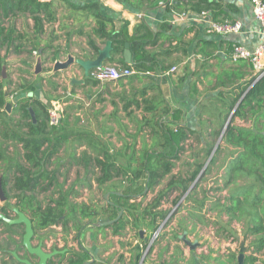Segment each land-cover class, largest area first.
<instances>
[{
	"label": "rangeland",
	"instance_id": "1",
	"mask_svg": "<svg viewBox=\"0 0 264 264\" xmlns=\"http://www.w3.org/2000/svg\"><path fill=\"white\" fill-rule=\"evenodd\" d=\"M73 1L82 3V1ZM52 8L57 13L59 20L54 25L47 24L45 26L46 33L40 35L39 40L41 41H38L37 44V46L41 45L39 49L31 48L29 36L23 40L22 51L19 53L14 52L11 45L0 48V80L2 89L13 101L11 110L15 107L18 99L28 94L43 101L49 100V108L57 113L56 123L51 126H54L55 135L65 137L54 162L48 164V169H56L58 183L50 186L45 192L38 193V200L42 205H45L51 198L57 199L64 193L68 201L86 204L87 212L91 217L77 219V226L70 221L65 228L57 225L45 230L35 232L33 230L31 245L36 246L34 244L40 241L42 250L46 253H51L49 251L53 248L62 249L63 254L52 259L55 264H75L68 262L69 257H76L74 253L79 255L80 263L85 261L82 264H134V254L139 251L140 258L136 261L137 264L142 257H144L145 263L151 264L152 251L149 252L151 249L162 250L167 248L168 244L173 247L181 245L188 248L182 239L174 238L177 232L180 234L184 231L188 240L195 241L194 250H199L201 256L210 253L211 250L224 249L225 252L229 246L224 244L223 247L220 246L225 241L227 244L232 243L235 251L243 253L245 256L246 249H248V256H257L258 260L254 264H264V255L254 254L252 238L244 235L242 222L230 219L218 206L212 207L218 199L222 201L227 195L226 188L221 191L216 190L223 183L219 177L223 171L221 168L219 169L218 165L213 167L211 173L204 175L199 180V185L194 195L192 194L196 200H202V197L206 196V202L202 208L188 200L189 189L182 192L181 188H171L168 196L161 198V205L154 211L151 209L150 204L157 198L160 190L168 189L166 185L171 178L178 180L186 177L193 169V165L188 166L192 162L190 154L201 149L204 142H199L196 135H193L182 143L177 158H170L171 163L174 164L172 171L156 187H147L144 178H136L135 173L140 169L144 152L164 149L162 130L157 127L156 121L159 120L161 124L171 127L170 116L164 115L163 110L168 109L169 112H172L177 105L173 106L164 102L161 94H158L157 91L144 97V99L152 100V103L144 102L143 98L136 99L142 81L141 78L137 79L138 81L135 80L134 77H137L138 74H135L133 68H131L133 74L127 77L126 82L120 79L115 85L110 80L101 82L98 80L94 83L96 80H93L94 77L90 74V78L87 79L90 86L81 88L71 83L72 79L84 76L83 69L77 63H73L68 69L53 71L54 62L56 60L64 61L68 54L74 56L75 59H94L97 53L93 54L88 45V40L91 39L89 34L92 35L93 30L91 18H86L85 14L76 15L66 1L53 0ZM9 22L19 32H31L32 23L27 14L11 17ZM114 25L116 27V23ZM80 29L82 34L77 32ZM70 32L72 34L67 40V34ZM55 37L59 38L55 39ZM95 40L97 43L98 39L95 38ZM48 42L51 46L44 51L43 47ZM103 47L104 45L101 48ZM57 56L58 58L55 59ZM37 61L40 68L38 72L35 71ZM113 64L115 63L104 62V65ZM173 66L178 70L176 65L171 67ZM176 69L175 71H177ZM102 85L105 86V89L102 88ZM89 95L94 96L93 100L88 103L87 107L82 106L87 102ZM132 99L139 102V106ZM215 99L214 97L208 101L211 106H219L218 103H215ZM129 101L132 102L128 103ZM201 101L199 119L203 124L199 127L202 128V131H206L204 128L210 123V118L208 115L206 116L208 110L202 105L207 102V99ZM150 106H155L156 109L145 110ZM12 116L14 117L13 122L20 117L16 113ZM223 118L225 121L227 120V118ZM211 119L214 120L213 126L216 125L214 117ZM209 139L215 140L211 137ZM20 147V144L15 141H6L5 148H1L4 160H0V177L7 176L6 188L9 198L0 201V206H5L7 209L5 214H0L10 220L17 217V209L14 206L16 192L11 189L12 169H9V165L11 164L10 159L21 153ZM100 147L103 148L108 159L117 165L128 166L126 174L123 173L103 183L98 182L97 178L102 172L95 165L94 158L96 150ZM84 152L91 157L87 165L82 161H77L81 153ZM200 158L208 164L207 157L203 159V156L200 155ZM192 184L193 182L188 188ZM105 195H108L107 199H105ZM177 197L178 200L173 203L172 200ZM108 201L122 207L119 209L121 211L119 218L113 226L112 224L99 225V222L105 219L117 217L116 209L110 206ZM195 207L196 213L191 212ZM144 209L152 212L144 216ZM161 209L168 211L167 219L165 217L167 223L172 221L174 223L167 227V224L163 223L165 219L155 218L162 226L159 229L158 237L152 239L154 230L148 222L153 218L154 212ZM7 223L12 224V222ZM135 224L139 229L145 228L143 234L146 241L143 246H139L140 238L138 229L134 228ZM15 230L17 235L13 236L14 234L5 232L4 226L0 227V243L8 244L7 239L11 237L23 245V228L18 227ZM149 243L151 246L147 248ZM84 248L88 249L89 253L83 251ZM25 249V247L19 250L15 248V252H20L19 258L23 259L26 253ZM6 261L7 255L4 253L0 257V264ZM13 261H10V264ZM236 261L233 260L232 264H236ZM37 263L38 261L35 260L34 264Z\"/></svg>",
	"mask_w": 264,
	"mask_h": 264
},
{
	"label": "trees",
	"instance_id": "2",
	"mask_svg": "<svg viewBox=\"0 0 264 264\" xmlns=\"http://www.w3.org/2000/svg\"><path fill=\"white\" fill-rule=\"evenodd\" d=\"M53 0H0V48L11 45L14 52H21L24 44L23 40L29 36V44L32 49H39L40 35L46 33V25L58 21L57 13L52 8ZM66 1L73 12L85 14L86 18H91L93 24L92 35L88 40V45L93 54L98 53L100 47L95 42L97 38L100 44L111 41L110 57L106 60L110 63L119 64L122 67L133 68L135 74L141 72H155V70L165 69L155 60L146 49V46L155 43V39L160 31L153 32L148 24L141 20L135 27L132 34H129L128 22L118 19L121 25L116 28L114 17L102 10L99 0H73ZM123 3L135 11L149 10L163 6L165 10L172 8L181 12L200 13L208 11L212 20H219L217 16L225 13L221 0H116ZM27 14L31 20V32H19L16 27L9 22L11 17ZM226 14V13H225ZM82 16V15H81ZM75 17V16H74ZM166 24L162 23L161 28L165 29ZM79 29V28H78ZM77 30V29H76ZM79 34L83 32L77 31ZM72 32L68 33L67 40ZM59 37H55L58 39ZM32 40V41H31ZM53 38L51 39V41ZM131 52L133 63L127 64L121 58L125 44ZM50 42L45 43L43 50L50 48ZM115 55H119L115 61ZM55 57V59H57ZM232 62V61H231ZM161 67V68H160ZM252 63L248 59L232 62L227 67H223L216 75L214 89H219L215 96V103L218 107L208 108L207 115L210 123L206 131L202 128L188 127L185 121V114L182 108L176 107L172 112L164 109V115L170 118L171 127L156 121L157 127L162 130L164 149L144 152V159L141 161L140 169L135 173L136 178H144L147 187H156L161 180L172 171L174 166L171 159H176L181 148V144L196 135L197 140L204 142L203 147L193 154H190L192 162L188 165L193 169L186 177L178 180L171 178L167 183V190H160L159 195L150 204L154 211L161 205V198H164L172 188H181L182 192L189 191L188 196L191 203H196L202 208L206 202V196L202 200H196L192 196L199 185V180L211 173L213 167L219 166L223 173L219 176L222 186L216 190L221 191L226 188L227 195L221 201L218 199L212 207H219L223 213L242 222L244 235L252 238L254 254L264 255V74L257 77ZM121 79V78H120ZM96 80L94 83H96ZM111 81V80H110ZM86 82L89 80L86 79ZM140 93L144 95V91ZM133 100V99H132ZM146 103H152L150 99H144ZM134 101V100H133ZM50 101H43L40 98L28 94L21 97L15 103V107L8 113L5 109V95L0 80V160H4L1 148H5L6 141H15L20 144L21 153L10 159L9 169H12L11 189L16 192L14 206L18 211L23 212L31 221L35 231L45 230L59 223L65 228L73 221L77 226V219L88 214V206L84 203H74L67 200L66 194L62 193L57 199L51 198L45 205L38 200L37 194L45 192L50 186L57 185L56 169H48V164L54 162L65 137L55 135L54 126L49 124ZM132 101H129L130 103ZM137 106L139 102L134 101ZM205 106V105H204ZM29 107L34 112V121L30 114ZM203 107V105H202ZM155 106L146 107L145 110H155ZM216 111V113H214ZM232 112L230 115H228ZM19 114V119L14 120L12 114ZM3 115V116H2ZM211 117L218 119V125L213 126ZM225 119L229 117L227 124ZM221 119V120H220ZM169 120V119H168ZM237 120L240 122L237 123ZM200 121V120H199ZM148 122V120H147ZM168 122V121H167ZM208 122V121H207ZM203 122L200 121V125ZM156 132V131H155ZM202 132V133H201ZM221 135L219 142L216 139ZM215 140H210L209 138ZM217 143V144H216ZM101 154L104 156L101 157ZM200 155L207 157L208 164L201 160ZM156 157L153 161L152 159ZM91 159L88 153H81L77 161H82L85 165ZM94 162L100 169L101 175L97 178L99 183H103L126 174L128 166H120L108 159L103 148L96 150ZM132 180V179H131ZM193 182L192 186L188 188ZM7 176L1 177V184L5 195V200L9 198L7 193ZM178 200L174 198L173 203ZM191 212L196 213V207ZM0 212L6 213L5 206H0ZM152 211L143 210V215L150 214ZM168 211H155L149 224L155 231L159 226L160 220L165 219ZM168 221L166 220L165 224ZM114 223L112 224V226ZM6 228V233L17 235L15 228H23L24 223L9 224L0 218V227ZM135 229H139L134 225ZM116 231V230H115ZM138 232V230H137ZM159 235V234H158ZM18 250L23 248L22 243H18L11 237L8 238ZM146 241V239H145ZM7 243H0V250L5 249ZM140 258V252L136 254L135 263ZM251 264L258 260L255 255H249L243 260ZM80 261V260H79ZM78 261V262H79ZM72 262V261H71ZM70 262V263H71Z\"/></svg>",
	"mask_w": 264,
	"mask_h": 264
},
{
	"label": "crops",
	"instance_id": "3",
	"mask_svg": "<svg viewBox=\"0 0 264 264\" xmlns=\"http://www.w3.org/2000/svg\"><path fill=\"white\" fill-rule=\"evenodd\" d=\"M99 2L102 5V10L114 17L116 28L121 23L118 19H124L128 22L127 29L129 34H132L140 21L144 20L153 32L160 31L155 39V43H149L146 49L155 56L157 63L159 62L165 66V69L162 71L161 69L155 70V72H141L138 73L137 77H134L136 78L135 80L141 78L142 81L140 82L141 87L137 91L136 99L141 100L157 91L158 94H161L164 102L182 108L185 114L184 123L191 128H198L200 126L201 100L207 99V102L203 103V108L208 110L211 105L208 101L214 98L219 91L217 88L214 89L216 75L220 73L223 67L232 64L227 57V52L231 48L232 43L238 42L252 49L261 41L258 22L253 16L248 0H221L226 14L223 13L217 16V19H238L242 23V31L239 34L229 35L207 32L206 27L211 19L198 13L189 12L186 17H180L179 13L181 11H177L174 8L168 11L163 6H160L149 10L135 11L116 0H99ZM162 23L166 24L165 29L161 28ZM97 45L101 48L104 44H100L98 40ZM118 58L119 55H115V61ZM121 58L123 59V53L121 54ZM105 62L110 63L108 61ZM172 65L178 67L175 74L174 71L169 72ZM90 74L85 76L83 73L84 76L82 78H76L78 80L83 79V83L74 82L73 84L80 88L89 87L90 83L86 82V79L90 78ZM121 79L124 82L127 81V77ZM143 79L146 80L144 81ZM93 80L96 79L93 78ZM116 82L117 80L111 83L115 85ZM102 88L105 89V86L102 85ZM141 90L144 91V95L140 93ZM93 97L89 95L87 102L83 103L82 106L87 107L88 103L93 100ZM228 120H226L225 124ZM215 122L218 125V119ZM173 223V221L166 223V226L170 227ZM140 230H142V235L140 234ZM144 231L145 228L143 227L138 229L139 246L145 244L146 237L143 234ZM184 233V231L180 234L177 232L174 238L177 240L182 239L188 248H184L181 245L173 247L168 244V247L162 250L151 249L149 251H152L151 264H232L233 260H237L236 264H238L239 258L242 257L244 260L249 254L248 249H246L247 254L245 256L243 253L235 251L232 243L227 244L224 241L220 246L223 247V244L229 246V249H226L225 252L224 249L219 251L211 250L210 253L208 252L201 256L199 255V250H194L196 247V245H193L195 241L191 242V240H188ZM174 238L172 239L175 240ZM4 253L7 255V261L3 264H10V261L13 260L14 263L11 262V264H24L18 257L20 252H15V246L9 240L8 246L0 250V257ZM137 253L134 254L135 257ZM142 258L141 264H147L144 261V257ZM245 263L251 264L248 260Z\"/></svg>",
	"mask_w": 264,
	"mask_h": 264
},
{
	"label": "built area",
	"instance_id": "4",
	"mask_svg": "<svg viewBox=\"0 0 264 264\" xmlns=\"http://www.w3.org/2000/svg\"><path fill=\"white\" fill-rule=\"evenodd\" d=\"M248 1L251 5L253 16L258 22L261 41L252 49H249L238 42H233L231 48L227 52V57L232 62L248 59L252 63L255 71L258 73L257 77H260L262 74H264V0ZM198 14L210 17L208 11H202ZM187 15L188 13L186 12L179 13L180 17H186ZM206 31L219 35L239 34L242 31V23L238 19L231 18H224L215 21L211 19L206 27ZM175 69L176 67L173 66L170 68L169 72H173ZM90 73L96 80L99 81H115L123 77H129L131 74H133V70L128 67H122L118 64H103L101 67L92 69ZM48 112L49 124L53 125L56 123L57 113L55 110L50 108ZM159 231L160 230L154 231L155 234L153 233V239L158 237Z\"/></svg>",
	"mask_w": 264,
	"mask_h": 264
},
{
	"label": "water",
	"instance_id": "5",
	"mask_svg": "<svg viewBox=\"0 0 264 264\" xmlns=\"http://www.w3.org/2000/svg\"><path fill=\"white\" fill-rule=\"evenodd\" d=\"M111 46H112L111 41L108 40L105 43L104 47L99 49L97 56L94 59H75L74 56H72L71 54H68L67 58L64 61L56 60L54 62L52 70L53 71L65 70V69H68L73 63H77L83 69L84 75L88 76L92 69L101 67L104 64V62L110 57ZM123 60H124V62H126L128 64L133 63L132 55H131V52L128 48L127 43L125 44V48L123 50ZM39 70H40L39 63L37 61L35 71L38 72ZM74 82L83 83V79H79V80L78 79H72L71 83L73 84ZM4 95H5V109L9 113L11 110V107L13 105V101L10 97L7 96V92L5 90H4ZM29 111H30V114H31L33 121H34V119H35L34 118V112L30 107H29ZM220 139H221V135L219 136V139L217 142H219ZM107 196L108 195H105L106 199H107ZM3 200H5V195H4V191L2 188L1 177H0V201H3ZM120 212L121 211H119L118 216L115 219H111V220L105 219L104 221L99 222V224L100 225H107V224L113 223L119 217ZM0 218H2L6 222H12V223L23 222L24 223V234H23V241H22L24 247L27 249V251L34 253L39 257L37 264H46L47 259L52 255V253L44 252L40 248V246H32L31 245V237L33 235V228L31 225V221L28 219V217L23 212L17 210V218H15L13 220L7 219L5 216H3L1 214H0ZM166 219H167V217H166ZM160 227L161 226L159 225L157 227L156 231L159 230ZM140 234L142 235V230H140ZM193 245H195V244H193ZM142 259L143 258L140 259L139 264L142 263ZM20 261L23 262L24 264H31L27 259H21L20 258ZM238 264H243L242 257L239 258Z\"/></svg>",
	"mask_w": 264,
	"mask_h": 264
},
{
	"label": "flooded vegetation",
	"instance_id": "6",
	"mask_svg": "<svg viewBox=\"0 0 264 264\" xmlns=\"http://www.w3.org/2000/svg\"><path fill=\"white\" fill-rule=\"evenodd\" d=\"M121 195V194H120ZM106 199V198H105ZM107 201V200H106ZM108 203H109V205L110 206H112V207H114L115 209H116V211H117V216H118V213H119V209H122V207H120V205L119 204H117V203H114V202H110V201H108ZM118 208V209H117ZM86 218H88V217H85V218H83V219H86ZM119 218V217H118ZM117 218V219H118ZM78 219H81L80 217H78ZM108 220H111V219H108ZM71 222H73V221H71ZM115 222V221H114ZM113 222V223H114ZM113 223H111V224H113ZM73 224L74 225H76V223L75 222H73ZM58 225V227H63L62 226V224L61 223H59V224H57ZM57 225H53V226H57ZM100 225V224H99ZM107 225H109V224H107ZM53 226H51V227H53ZM64 228V227H63ZM34 245H36V246H40V248L41 249H43L42 248V243L40 242V241H38L37 243H35ZM151 246V244H148V246H147V248H149ZM58 247V246H57ZM83 251H85L86 253H89V251H88V249H82ZM25 254H24V259H27L31 264H34L35 263V260H37L38 261V256L36 255V254H34V253H31V252H29V251H27L26 249H25ZM49 252H51L52 253V255L47 259V262H46V264H55L53 261H52V259L55 257V256H60V254H63V251H62V249H57V248H53V249H51V251H49ZM73 252H75V251H73ZM75 254V256L76 257H69L68 258V262L70 261H72V263H75V264H82L83 262H85V261H81V263L80 262H78L79 260H81V259H79L78 257H79V255H77V253H74Z\"/></svg>",
	"mask_w": 264,
	"mask_h": 264
}]
</instances>
